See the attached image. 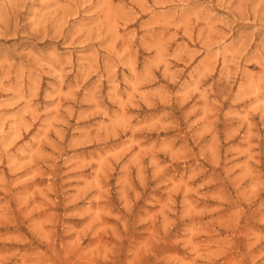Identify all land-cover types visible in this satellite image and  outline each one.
Returning <instances> with one entry per match:
<instances>
[{
	"label": "rangeland",
	"instance_id": "1",
	"mask_svg": "<svg viewBox=\"0 0 264 264\" xmlns=\"http://www.w3.org/2000/svg\"><path fill=\"white\" fill-rule=\"evenodd\" d=\"M0 264H264V0H0Z\"/></svg>",
	"mask_w": 264,
	"mask_h": 264
}]
</instances>
